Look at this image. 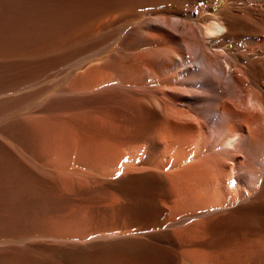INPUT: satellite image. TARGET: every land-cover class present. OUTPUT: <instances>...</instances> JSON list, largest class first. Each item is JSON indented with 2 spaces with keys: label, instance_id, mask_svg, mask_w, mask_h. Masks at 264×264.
I'll list each match as a JSON object with an SVG mask.
<instances>
[{
  "label": "bare ground",
  "instance_id": "1",
  "mask_svg": "<svg viewBox=\"0 0 264 264\" xmlns=\"http://www.w3.org/2000/svg\"><path fill=\"white\" fill-rule=\"evenodd\" d=\"M54 48L0 67V264H264V0H0Z\"/></svg>",
  "mask_w": 264,
  "mask_h": 264
},
{
  "label": "rangeland",
  "instance_id": "2",
  "mask_svg": "<svg viewBox=\"0 0 264 264\" xmlns=\"http://www.w3.org/2000/svg\"><path fill=\"white\" fill-rule=\"evenodd\" d=\"M53 49H51L50 51L51 52H49V50L48 51H46L45 52V54L43 53V56H41V55H38V54H26V55H20V56H12V57H7V56H0V65H3V66H0L1 67V69H3V67H5V68H7L6 66H8L7 64H8V62H20V61H33V59H35V60H39L40 58L41 59H45V58H51V57H55V56H58V55H61V54H63V53H65L66 52V49H59V48H57V50L54 48V50L52 51ZM49 54H52V55H50L49 56ZM49 57H48V56ZM37 56V57H36ZM39 56V57H38ZM2 57V58H1ZM6 57V58H5ZM33 57V58H32ZM18 58V59H17ZM38 58V59H37ZM10 59V60H9ZM20 59V60H19ZM5 60V61H4ZM2 61V62H1ZM5 63H6V65H5ZM4 68V69H5ZM0 69V70H1ZM69 103H71V102H69ZM6 121V120H5ZM4 121V123L6 124V122ZM3 141H5V140H3ZM6 142V141H5ZM6 249H8V248H6V247H2V248H0V250H6Z\"/></svg>",
  "mask_w": 264,
  "mask_h": 264
}]
</instances>
